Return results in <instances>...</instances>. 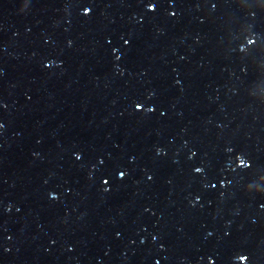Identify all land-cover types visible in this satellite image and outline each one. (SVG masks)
Returning <instances> with one entry per match:
<instances>
[{
  "label": "water",
  "instance_id": "obj_1",
  "mask_svg": "<svg viewBox=\"0 0 264 264\" xmlns=\"http://www.w3.org/2000/svg\"><path fill=\"white\" fill-rule=\"evenodd\" d=\"M81 2L21 13L0 0V264H240V251L264 264V5L176 0L170 18L87 0L84 17ZM153 93L156 113H134ZM233 148L255 167L240 170ZM99 159L129 177L104 192L114 168ZM193 165L229 185L210 189Z\"/></svg>",
  "mask_w": 264,
  "mask_h": 264
},
{
  "label": "snow or ice",
  "instance_id": "obj_2",
  "mask_svg": "<svg viewBox=\"0 0 264 264\" xmlns=\"http://www.w3.org/2000/svg\"><path fill=\"white\" fill-rule=\"evenodd\" d=\"M31 0H21V5H20V11L23 13L25 10H27L30 6ZM259 3L261 5H264V0H259ZM252 3L249 2V0H239V7L241 8H250L249 5ZM176 6V0H136V7H142L145 9V17L148 15L151 16H156L157 13L160 11L162 7L168 9V16L170 18H175L177 13L175 11H171L173 7ZM80 8L83 9L82 11V16L88 17L92 14V11L94 8H91L88 6L87 0H82V2L79 5ZM213 8L217 7L216 3L212 4ZM252 20H256L255 14L252 16ZM141 23L143 21H140ZM203 23V21H202ZM120 40L122 41V44L125 48H130L131 47V37H126V36H121ZM111 43V41H109ZM257 43L256 40L251 39L249 37L247 39V42L245 43L244 47H239L238 51L239 54L242 57H247L250 54L251 47L254 46ZM69 48L72 47V43L69 42L67 45ZM122 57L117 56L116 60L119 61L121 60ZM52 64H45V67H51ZM120 75H123V72L120 73ZM154 93L150 94L147 96V98H138L136 100H133L132 102V107L134 113H143L144 115H147L149 113L155 114L157 111V108L152 106L149 102L154 99ZM0 107H3V105H0ZM161 116L165 115L164 111L160 112ZM4 125L0 123V129H2ZM229 151L232 153L234 157V162L237 163L238 168L242 170L243 172H248L252 170L255 167V163L250 160V158L247 156L246 153L240 151L238 152L236 149H229ZM167 153H165L162 149H157L156 150V156L157 157H163L166 156ZM198 153L196 151H192L191 155L189 156V161H191L194 157H196ZM243 157V158H242ZM74 159L75 161L79 162L83 159V155L81 153H74ZM130 163L134 164L135 163V158L131 159L129 161ZM111 163V166L114 168V171L109 175V179L103 180V191L104 192H109L111 191V188L109 187L111 183V176L115 175L118 179L119 182L125 181L130 173L131 170L127 168H123L119 162L117 161H107L105 159H99L98 164L101 166L108 165ZM192 171L195 176L198 177H203L206 182H207V187L210 189H219L221 193H223L224 189L229 185L228 178L223 176L221 171L219 170V167H214L210 165H193L192 166ZM146 178L148 181L153 180V176L145 173ZM49 197L52 201H57L59 199V196L50 193ZM201 197L197 195L194 197V203L192 204L193 207L196 206L200 202ZM261 208L264 209V200H261L260 202ZM7 211H11V209H7ZM213 233L208 232V237H212ZM231 233L225 232V237H230ZM154 241L158 239V237L153 236L152 238ZM141 243L143 244L144 241L142 240ZM72 249L69 248V251ZM9 249H4V252L7 253ZM236 258L240 261V264H245V262L249 261L250 258V253L245 252V251H240L238 254H236ZM155 264H160L159 261H156ZM208 264H218V258L215 256H210L208 259Z\"/></svg>",
  "mask_w": 264,
  "mask_h": 264
}]
</instances>
